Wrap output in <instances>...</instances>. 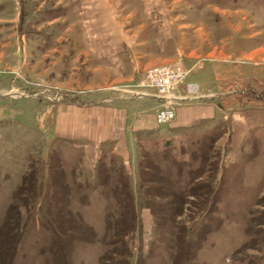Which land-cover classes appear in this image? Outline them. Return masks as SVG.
I'll return each mask as SVG.
<instances>
[{"label": "rangeland", "instance_id": "obj_1", "mask_svg": "<svg viewBox=\"0 0 264 264\" xmlns=\"http://www.w3.org/2000/svg\"><path fill=\"white\" fill-rule=\"evenodd\" d=\"M0 264H264V0H0Z\"/></svg>", "mask_w": 264, "mask_h": 264}, {"label": "crops", "instance_id": "obj_2", "mask_svg": "<svg viewBox=\"0 0 264 264\" xmlns=\"http://www.w3.org/2000/svg\"><path fill=\"white\" fill-rule=\"evenodd\" d=\"M178 101L176 100L177 103ZM110 110L111 109L101 108L103 114L101 121L99 123V128L98 129L92 128L93 124L91 121H89L88 124L84 126L85 129L83 130L82 138L86 137L87 140H85V142L95 145L103 144L106 142H114L115 150L118 151L122 149V146H127L126 145L127 143H125V136L127 130L126 126H127L128 112L126 109L125 110L113 109V111ZM187 114L188 113L186 107H181L177 111V118L178 115L179 116L183 115L181 119L183 121H187L186 120V116H188ZM144 119L145 120L142 119L140 122L135 121L133 127L134 128L136 127L135 128L136 131L140 130L141 128L150 127V125L146 122L147 119L146 118ZM187 125L188 123L179 124L180 127H184ZM86 126L88 127L86 128ZM137 126H139V128Z\"/></svg>", "mask_w": 264, "mask_h": 264}, {"label": "built area", "instance_id": "obj_3", "mask_svg": "<svg viewBox=\"0 0 264 264\" xmlns=\"http://www.w3.org/2000/svg\"><path fill=\"white\" fill-rule=\"evenodd\" d=\"M151 77L152 78L150 79V83H153V86L160 91V94L155 98L159 99L161 103L166 104L164 108L158 113L157 122L160 124L168 123L173 120V118L175 117V113L170 106L171 102L166 95V92L172 86L171 82L176 80L177 77L174 74H169L163 71H155V73H153Z\"/></svg>", "mask_w": 264, "mask_h": 264}]
</instances>
